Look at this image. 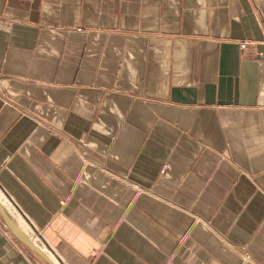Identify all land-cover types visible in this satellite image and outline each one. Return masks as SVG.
<instances>
[{"label": "crops", "instance_id": "crops-1", "mask_svg": "<svg viewBox=\"0 0 264 264\" xmlns=\"http://www.w3.org/2000/svg\"><path fill=\"white\" fill-rule=\"evenodd\" d=\"M0 201L62 264H264V0H0Z\"/></svg>", "mask_w": 264, "mask_h": 264}, {"label": "water", "instance_id": "water-1", "mask_svg": "<svg viewBox=\"0 0 264 264\" xmlns=\"http://www.w3.org/2000/svg\"><path fill=\"white\" fill-rule=\"evenodd\" d=\"M0 215L5 221L6 225L10 228L13 234L21 241L26 247H28L35 254L41 258L54 264L53 261L42 251V249L28 236V234L23 230L21 225L12 216V214L7 210V208L0 201Z\"/></svg>", "mask_w": 264, "mask_h": 264}, {"label": "built area", "instance_id": "built-area-1", "mask_svg": "<svg viewBox=\"0 0 264 264\" xmlns=\"http://www.w3.org/2000/svg\"><path fill=\"white\" fill-rule=\"evenodd\" d=\"M240 45H241V47L242 48H245L246 47V45H247V42L246 41H241L240 42ZM2 221H4L3 220V218L1 217V215H0V224H2ZM4 223H5V221H4ZM5 225H6V223H5ZM33 230V229H32ZM34 231V230H33ZM36 233V232H35ZM38 233V232H37ZM35 234L36 235V237H38V239H40L39 237V233L38 234ZM30 237V236H29ZM31 238V237H30ZM34 242H35V240L33 239V238H31ZM41 241H43V240H41ZM36 243V242H35ZM43 243V242H42ZM37 244V243H36ZM44 245H45V243H43ZM45 247H47V254H48V256H49V253L48 252H50L51 253V250L49 249V247L47 246V245H45ZM50 257V256H49ZM41 260V259H40ZM57 261H58V264H62L58 259H57ZM43 263V261L41 260V262L39 261V263L38 264H42ZM53 263L54 264H56V262L55 261H53Z\"/></svg>", "mask_w": 264, "mask_h": 264}, {"label": "bare ground", "instance_id": "bare-ground-1", "mask_svg": "<svg viewBox=\"0 0 264 264\" xmlns=\"http://www.w3.org/2000/svg\"><path fill=\"white\" fill-rule=\"evenodd\" d=\"M37 245L42 249V251L44 252V253H46V255L48 256V254H47V247H45V245L42 243V242H37ZM49 253V256H50V259L52 260V261H55L56 262V264H58V261H57V258H55L53 255H51V253L50 252H48ZM48 256V257H49Z\"/></svg>", "mask_w": 264, "mask_h": 264}]
</instances>
